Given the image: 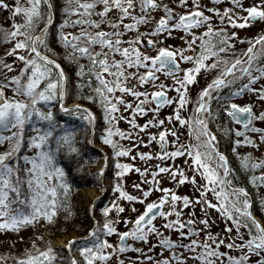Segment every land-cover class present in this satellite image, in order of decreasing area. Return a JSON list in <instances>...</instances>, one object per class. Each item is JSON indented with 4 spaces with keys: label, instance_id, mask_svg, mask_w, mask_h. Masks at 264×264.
Segmentation results:
<instances>
[{
    "label": "snow or ice",
    "instance_id": "obj_1",
    "mask_svg": "<svg viewBox=\"0 0 264 264\" xmlns=\"http://www.w3.org/2000/svg\"><path fill=\"white\" fill-rule=\"evenodd\" d=\"M219 3L64 0L57 39L64 49L63 59L77 66L76 76L81 78L77 87L86 83L89 88L83 98L103 112L105 125L99 138L111 147L110 156L115 158L111 190L118 194L100 209L102 222L94 221L80 238L76 245L79 259L71 255L76 237L63 244L69 249L67 264H264V216L257 219L247 188L234 184V170L219 151L218 136L210 126L222 112L231 126L217 127L224 135L235 137V146L253 150L264 146V127L256 124L264 122V33L249 37L247 47L236 52L235 44L244 38L231 30L264 20V0L247 5L229 0L227 6L217 7ZM175 6L185 10L178 12ZM0 8L12 17L22 16V22L13 19L10 28L0 26V44L10 45L0 59V146L4 148L0 150V231L19 234L41 220L54 223L62 209L71 215L67 201L72 186L57 156L62 151L79 155V150L75 133L54 118L49 102L56 101L61 112L87 122L93 132L96 116L81 104H65L68 77L59 60L49 54L50 0H25L23 4L15 0L14 5L0 0ZM214 18L221 26L213 23ZM141 26H147L146 30L141 31ZM178 32L182 44H168ZM182 63L187 66L181 67ZM159 73L170 82L161 80ZM199 74L209 78L193 99L189 88L199 83ZM245 93L249 101L236 102V97ZM128 95L133 99H125ZM257 100L262 107L254 110ZM213 103L218 105L216 110ZM165 106H171L172 111L160 116ZM149 112L152 115L143 123L137 121L136 116ZM120 120L127 122L126 129L119 127ZM150 128L157 131H147ZM180 128L186 129L187 140H181ZM141 135L147 138L141 139ZM153 142L159 150L137 148L150 147ZM235 146L232 151L240 168L253 173L250 183L264 185V171H257L264 169V158L238 152ZM25 149L28 151L19 156ZM121 157L139 158L144 166ZM177 157L183 158L185 166L175 164ZM151 159L158 163L149 164ZM130 170L143 181L133 184L135 194L124 187V176ZM104 173V166L97 169V177ZM160 174L176 186L190 184L193 194H180L163 184ZM120 199L130 206L138 202L143 208L132 206L131 211L137 214L121 217L124 205ZM212 211L222 218L220 232L212 231ZM157 218L160 223L155 222ZM121 219L123 230L116 226ZM172 231L177 238H172ZM112 235L115 243L107 239ZM37 240L43 236L25 241L28 246L12 257L13 264H58L52 243L45 241L41 247ZM136 242L139 246L134 247ZM157 246L158 251H153ZM130 250L137 255L125 261L123 254ZM0 262L8 264L9 256L0 255ZM59 264H65V258H60Z\"/></svg>",
    "mask_w": 264,
    "mask_h": 264
},
{
    "label": "trees",
    "instance_id": "obj_2",
    "mask_svg": "<svg viewBox=\"0 0 264 264\" xmlns=\"http://www.w3.org/2000/svg\"><path fill=\"white\" fill-rule=\"evenodd\" d=\"M23 1L25 2V0H20V2H23ZM224 1L229 4V0H224ZM50 2L53 6V16L54 17H53V25H51L49 27L48 44H49L50 48L52 49V52L49 54L52 55L54 58H57L59 60V62L62 65V68L64 69V71L68 77V79L66 81L68 92L66 94L65 101L69 103V102H72L73 100H76L80 103H83L86 106H88L90 108V110L93 111V113L96 116V126H95V132H94V139L96 142H100L103 145V148H104L106 154L109 156L108 169L105 170V173L103 175V179L105 180L108 177H110V175H115V172H114L115 171V169H114L115 164L113 163L115 158L110 156L111 147L109 145H105L101 141V139L99 138L100 134H101V129L105 125V122L103 120V112L100 109L99 105L94 104L93 102L88 101V100L83 98L89 94V88H88L87 84L85 83L83 88L77 87V81L81 79V78L76 76L77 66L75 63H72V62H69V61L63 59L64 49L57 39V31L58 30H57L56 26L58 24H60L62 22V19H63L62 8H63L64 0H50ZM241 2L245 5H247L251 2H253V0H241ZM262 21H264V20H262ZM219 23L220 22H218V24ZM38 27H42V25H39ZM64 30L65 31H74L75 29L65 28ZM263 31H264V28H263ZM260 33L261 32H258V33L254 32L252 37H254L255 35L260 34ZM237 44L241 45V42L240 43L237 42ZM237 44H235V46ZM60 47H62L61 52H60ZM0 59H2V58H0ZM81 62L86 63V61H83V60ZM262 62H264V61H262ZM223 92H224V90H222V94H223ZM130 98H132L130 95L125 97V99H127V100H132ZM249 99H250L249 95L247 93H245L244 95H242L240 97H236V102L245 103V102H248ZM251 99H255V97H251ZM49 103L52 107L54 118L57 121L63 122V125L69 131H73L75 133V135H74L75 145L79 150V155H77L75 153L66 154L65 152L62 151V152L58 153V156H57V162L61 165V167H63L65 169L66 179L68 180L69 184L72 186V190H71V193H70V195L68 197V201H67L69 204V210L71 212V215H68L67 211L62 209V210L57 212L54 223H45L43 220H41L39 225H35V226L30 227V228H32V230L41 229V232L47 237L46 241L52 242L51 239H55L59 236L61 237V236L67 235L69 233H73L77 236L84 235L88 231V229L92 226V221L90 219H88L86 209L84 207H82L80 201L77 200L76 196L78 194V191L83 187H87V186L97 187L99 177H97V171L92 170L91 167L97 162L99 155L96 154L95 152H93L91 150V148L86 143V136L89 133L90 125L87 124V122L81 120L78 116H73L69 113L61 112L59 109H57V106H56L57 102L56 101H51ZM41 107H44L45 110H47V108L43 104H41ZM212 107H213V110H216L218 108V105L216 103H213ZM260 107H262V105L257 100L256 104L254 105V110H256L257 108H260ZM122 115L127 116L128 113L127 112L122 113ZM151 115H152V113L149 112L145 116H136V119L139 123H143L144 120L149 118ZM118 124H119V127H121V129H126L128 127L127 122L124 120H120ZM218 124L222 127L223 126H231L230 122L227 120V118L224 116V114L222 112L218 113L216 121L210 125L212 128L217 129L219 131V134L222 135V136L218 135V141H217L218 149H219V151L223 152L226 155V157L228 158L230 166L234 170L232 175H231V178H232L234 184H238L240 186L247 188L248 193H249V199L251 200V211L253 212V214L258 219H260L262 216H264V205L261 204V200L264 199V185L257 187V186H253V184L250 183L249 176L252 175L253 173L250 171L246 172L240 168L239 163L236 159V155L232 151L233 147L235 146L234 145L235 137L232 135H224L222 132H220V129L217 127ZM256 124L258 126L264 127V122L256 121ZM235 127H239V126L235 125ZM147 131L156 132L157 129L156 128H150ZM27 134H31V133L29 132ZM253 135H255V134H253ZM146 138L147 137L141 135V139H146ZM120 142L122 144H125V145H128L130 143L128 140H121ZM133 143H134V141H133ZM235 147L237 148L238 152L249 151L256 158H264V146H261L259 150H253L252 148L246 147V146H235ZM137 148H139L140 151L155 150V142H153L150 147L145 146V145H137ZM0 150H4L3 146H0ZM25 151H28V150L25 149L24 151H21L20 153H18V155L19 156L24 155ZM132 151L135 152L136 149H133ZM28 154H30V151L28 152ZM122 158L123 157H121L120 159H122ZM124 158H126L124 161L135 163L138 167L144 166V161L140 160L139 158H137L135 161H132L130 157H124ZM22 163L23 162L21 161V164ZM148 163L149 164H156V163H158V161L156 159H151L148 161ZM159 163L165 164L162 161H159ZM257 171H264V169H258ZM131 176H133L135 178V180H133L135 183H137V182L143 183V181L140 180V175L138 173H136L134 170H130L129 173H127L125 175V179H124V187L130 193L133 192V189H131V187H130V181H129ZM190 186L191 185L188 183L181 185L180 192H181V190H183V192H185V194H190V189H191ZM110 192H111V190L109 188V191L101 199H107L109 197ZM135 192H137V190ZM156 195H159V193H156ZM150 198H152V195H150ZM112 199H115V198L112 196ZM100 203H101L100 201H97L94 204V208L96 209V211L98 210L97 214H100V218L98 219V221L102 222V220H103L102 213L100 212V208L98 207V204H100ZM123 203H129V202L124 201ZM136 203H134V205ZM138 204L141 208H143V205H141L140 203H138ZM198 209H199V205H197V211H196L197 216L200 215ZM186 211H188V210H186ZM212 213H215V212L212 211ZM220 221L223 222L222 218H220ZM156 222L160 223V220H158ZM212 225H214L213 219H212ZM60 228H63V229H60ZM214 228H217V226H215ZM214 228L212 227V231L218 232V231L214 230ZM58 229H60V230H58ZM1 234H4V233L1 232ZM224 235H227V233H224ZM9 236L11 237V235H9ZM109 237L110 236H108L107 239H109ZM28 238L30 240L34 239V238L31 239V236H29ZM173 238H177V235L174 236ZM10 239H12L14 242H18V240L14 237H11ZM20 240L25 242L27 239L26 240L20 239ZM5 241H6V238H5ZM13 241L12 242L10 240L8 241L9 244H11V245L3 246L2 244H0V255L7 254L9 256L8 264H13L12 257L21 254L23 252L24 248H26L28 246V243L26 244V246L24 244L22 248L17 250L15 248L16 244H14ZM115 241H116V239H115ZM28 242H30V241H28ZM40 242L41 243H38V242L37 243L39 245H41V247H43L45 244V241L40 240ZM79 243H80V241L75 242L73 248L71 249L72 255L77 256L78 259H79V257H78V254L76 252V245H78ZM156 249H158V246L156 248H154L153 251H156ZM55 250L57 251V255H58V264H59L60 258H65V264H67L66 258L69 255L68 252L64 248L55 249ZM224 250H225L224 246L221 245V251H224ZM0 264H2V262H0Z\"/></svg>",
    "mask_w": 264,
    "mask_h": 264
},
{
    "label": "rangeland",
    "instance_id": "obj_3",
    "mask_svg": "<svg viewBox=\"0 0 264 264\" xmlns=\"http://www.w3.org/2000/svg\"><path fill=\"white\" fill-rule=\"evenodd\" d=\"M205 2L211 4L214 2V0H205ZM7 3H9L10 5H14L15 4V0H7ZM22 4L25 3L24 1L21 2ZM227 3L224 1V0H220V3L217 4L216 6L217 7H223V6H226ZM176 7V11L180 12V11H184L185 9L180 7V6H175ZM160 13L159 12H156L155 15H159ZM210 15H213V14H210ZM54 17V16H53ZM15 19L17 22H22V16L20 14H17L15 17H12L8 10L7 9H2L0 8V26H3V27H9L11 26V21ZM219 21L216 20L215 18L213 19V23L217 26H221L220 23L217 24ZM224 27H227L224 25ZM147 26H141V31H144L146 30ZM263 28H264V21L260 20V19H256L255 22H253L252 24H249L248 26L244 27V28H232L231 30H235L238 32V34L244 38V42H241V45L240 44H237L235 47V51L236 52H241L244 48L247 47V39L249 37H252V35L254 34V32L258 33V32H261L263 33ZM182 35V33H177L174 37L172 38H169L166 42L168 44H172L173 46H180L182 44V40L180 39V36ZM239 42V41H238ZM240 43V42H239ZM10 45L8 43H3V44H0V58H3L2 57V53L3 51L9 47ZM151 54V53H150ZM229 55H231L232 53H228ZM8 59H11V60H15V57H9ZM246 59V57H245ZM187 64L185 63H182L181 64V67H186ZM19 67V64L16 65V68L18 69ZM14 74V72H13ZM159 78L161 80H164L165 83H169L170 81L163 76L162 73H159ZM209 77H206L204 74H199L198 76V79H199V83L197 84H194L192 86H190L189 88V94L192 96L193 99H195V96L199 90L200 87H202L207 79ZM145 87H147V85H145ZM118 94V93H117ZM169 95H172L171 92H169ZM65 104L68 105V106H71L73 104H81L83 106H85L86 108L90 109L88 106H86L85 104L83 103H80L78 101H72V102H66L65 101ZM57 109H59V104L57 103ZM190 107V106H189ZM172 111V107L171 106H165L164 108H162L160 110V116H165L167 113L171 112ZM123 113H126V112H123ZM119 123V121H118ZM95 126H96V120H95ZM212 130L214 132H216L217 136L220 135L219 134V131L217 129H214L212 128ZM91 131L93 132L92 130V126L90 125V128H89V133L87 134L86 136V143L87 145L91 148V150L93 152H95L96 154L99 155L98 159H97V162L91 167L92 170H95L97 171V169L101 166H104L105 165V170L108 169V159H109V156L105 153V150L103 148V145L100 143V142H96L95 139L93 138L92 136V139L90 137V133ZM179 131L181 133H183V135H181V140H187L188 139V136H187V131L185 128H180ZM94 135V134H93ZM222 136V135H220ZM169 139H171V136H169ZM89 140L92 141V143H89ZM155 150H159V146L157 144H155ZM103 152V154H102ZM106 156V157H105ZM126 158H122V160H125ZM163 163L167 164L169 163L170 161H162ZM175 164L177 165H181V166H185L183 165V158L182 157H177L176 160H175ZM114 169H115V166H114ZM115 172V171H114ZM161 178H162V183L163 184H167L171 187H173L178 193L180 194H185V192H183V190H181V192H179V187L174 185L172 181L168 180L166 177H164V174H160ZM114 177L115 175H110V177H108L107 179H103V177H99V181H98V185L97 187H92V186H87V187H83L81 188L79 191H78V194L76 196L77 200L80 201L82 207H84L86 209V213L88 215V219H90L92 221V223L94 221H98V219L100 218V214H97L98 210L96 211V209L93 207L90 212V209H91V202L95 200V202L98 200L100 201L101 203L98 204V207L101 209L103 208L106 204H108L110 201H112V196L116 199L118 197V194H114L111 190V186L113 184V181H114ZM124 179H125V176H124ZM197 179H199V177H197ZM133 180H135V178L133 176H131V178L129 179L130 181V187L131 189H133V194H135L136 192V189L133 188V184L135 183ZM181 186V185H179ZM101 188H103V191H105L104 194H102L103 192L100 190ZM109 188L111 190L110 194H109V197L107 199H101L105 196V194L109 191ZM190 194H193V188L192 186H190ZM130 189V190H131ZM182 189V188H181ZM152 198H154V196H152ZM209 199H212L211 195H209ZM94 202V203H95ZM119 203L121 204H124V211L122 213H120V216L121 217H124V216H132L134 217L136 215V213L132 212L131 211V207L134 206L137 210H142V208L139 206L138 202L135 204V205H129V203H123L124 200L120 199L118 200ZM102 204V205H101ZM126 207V208H125ZM114 215V213H113ZM212 219H213V224L212 227L214 228L215 226H217V228H214V230L220 232L222 231L223 229V222L220 221V218H218L217 214L216 213H212ZM159 219L157 218L156 221H158ZM155 221V222H156ZM156 223H159V222H156ZM119 229L123 230L125 225L123 224L122 222V219L120 220V222L117 223L116 225ZM60 229H63V228H60ZM58 229V230H60ZM167 231V230H166ZM1 232L3 231H0V244H2L3 246L5 245H11L9 244V240L12 242L13 240L10 239L11 237H14L18 240V242H14V244H16L15 248L17 250H19L20 248L23 247V245L25 244L26 246V242L24 241H21L20 238L22 237L23 240L27 239L26 241H31L28 237L31 236V239H35L36 238V235H42L43 236V241H46L47 240V237L41 232V229L39 230H32V228L28 227L27 229H24L22 230L19 234H16V233H13V232H3L4 234H1ZM241 232H244V229H241ZM4 235V236H3ZM11 235V237L9 236ZM35 235V236H34ZM177 233L175 231H172L171 232V236L172 238L174 236H176ZM82 236V235H80ZM80 236H77L73 233H69L67 235H64V236H59L55 239H51V243L53 245V247L55 249H61V248H64L63 247V244L66 243V241L71 238V237H80ZM5 238H6V241H5ZM115 239H116V236L115 235H112L109 237V240L112 241L113 243H115ZM38 243H41L40 240H37ZM129 242H132V241H129ZM135 246H139V242H136L134 244V247ZM156 251H158V249H156ZM166 254V253H165ZM135 255H137L134 251H128L127 253H124L123 254V259L125 261H127L128 259L134 257ZM109 264H112V261H109Z\"/></svg>",
    "mask_w": 264,
    "mask_h": 264
},
{
    "label": "water",
    "instance_id": "obj_4",
    "mask_svg": "<svg viewBox=\"0 0 264 264\" xmlns=\"http://www.w3.org/2000/svg\"><path fill=\"white\" fill-rule=\"evenodd\" d=\"M92 136H93V132L91 131V133H90V137H91V139H92ZM102 154H103V152H102ZM104 155V154H103ZM106 157V156H105ZM96 199H94L92 202H91V208L93 207V202L95 201ZM91 210L92 209H90V212H91ZM80 238H82V237H78L77 238V240H80ZM76 240V241H77ZM67 251H68V253H69V249H66Z\"/></svg>",
    "mask_w": 264,
    "mask_h": 264
},
{
    "label": "flooded vegetation",
    "instance_id": "obj_5",
    "mask_svg": "<svg viewBox=\"0 0 264 264\" xmlns=\"http://www.w3.org/2000/svg\"><path fill=\"white\" fill-rule=\"evenodd\" d=\"M226 6H227V5H226ZM61 48H62V47H60V52H61ZM117 58H119V57H117ZM130 99H133V98H130ZM74 101H76V100H74Z\"/></svg>",
    "mask_w": 264,
    "mask_h": 264
}]
</instances>
